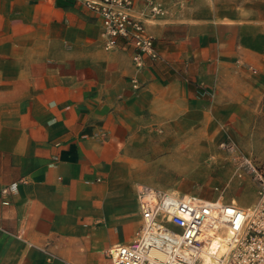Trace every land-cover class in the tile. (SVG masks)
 <instances>
[{
  "label": "crops",
  "instance_id": "crops-1",
  "mask_svg": "<svg viewBox=\"0 0 264 264\" xmlns=\"http://www.w3.org/2000/svg\"><path fill=\"white\" fill-rule=\"evenodd\" d=\"M85 1L0 0V264H112L140 224L136 141L247 133L262 100L264 0H132L140 68Z\"/></svg>",
  "mask_w": 264,
  "mask_h": 264
},
{
  "label": "built area",
  "instance_id": "built-area-1",
  "mask_svg": "<svg viewBox=\"0 0 264 264\" xmlns=\"http://www.w3.org/2000/svg\"><path fill=\"white\" fill-rule=\"evenodd\" d=\"M85 5L101 20L105 50L120 41L130 44L138 68L144 57L158 58L132 0H86ZM145 5L151 18L163 14L153 0ZM236 166L255 185L249 206L138 185L140 224L131 242L108 249L112 264H264V169L247 156H238Z\"/></svg>",
  "mask_w": 264,
  "mask_h": 264
},
{
  "label": "rangeland",
  "instance_id": "rangeland-1",
  "mask_svg": "<svg viewBox=\"0 0 264 264\" xmlns=\"http://www.w3.org/2000/svg\"><path fill=\"white\" fill-rule=\"evenodd\" d=\"M261 90L262 100L252 112L247 133L238 127L232 137L225 127L216 126V132L214 127L202 125L204 130L209 128L210 134L195 141H136L137 183L177 194L251 205L255 199L254 182L247 174L236 171V163L237 157L245 154L264 165V86Z\"/></svg>",
  "mask_w": 264,
  "mask_h": 264
}]
</instances>
